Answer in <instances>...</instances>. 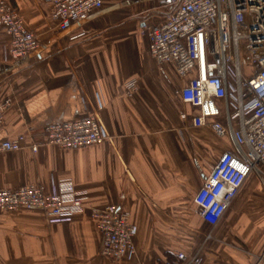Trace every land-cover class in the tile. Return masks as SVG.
Masks as SVG:
<instances>
[{"label": "crops", "instance_id": "crops-1", "mask_svg": "<svg viewBox=\"0 0 264 264\" xmlns=\"http://www.w3.org/2000/svg\"><path fill=\"white\" fill-rule=\"evenodd\" d=\"M4 1L41 46L13 59L0 28V105L11 99L0 139L25 134L41 144L36 152L0 153V188L41 183L50 193L72 179L86 207L54 223L41 211L0 212V264H178L180 251L199 253L201 264H253L264 253V174L248 176L216 226L198 215L196 192L234 145L193 125L197 108L176 93L185 81L151 54L141 29L163 10L153 1L104 0L91 19L61 29L45 0ZM91 114L108 130L106 140L81 148L44 143L48 124ZM108 204L137 227L131 259L101 255L91 209Z\"/></svg>", "mask_w": 264, "mask_h": 264}, {"label": "built area", "instance_id": "built-area-1", "mask_svg": "<svg viewBox=\"0 0 264 264\" xmlns=\"http://www.w3.org/2000/svg\"><path fill=\"white\" fill-rule=\"evenodd\" d=\"M58 26L91 19L104 0H45ZM135 2L139 0H128ZM163 10L159 21L145 22L141 32L160 65L169 64L185 81L176 91L197 108L195 126H210L229 137L233 150L223 151L194 196L196 211L208 225L223 218L239 189L254 172L264 174V0H145ZM0 28L10 36L9 55L16 60L41 46L38 34L27 28L21 14L0 0ZM136 82L126 84L130 93ZM11 104L0 105V132ZM102 106H100L101 108ZM183 117L186 114H182ZM224 119L219 120V119ZM44 143L81 148L109 137L100 118L91 114L44 128ZM25 134L0 139V153L31 148L41 142ZM85 195L72 179H62L48 193L41 183L0 188V212L41 211L50 223L68 222L85 206ZM102 239L101 255L121 262L136 255L137 227L117 204L91 209ZM213 232L209 231L206 239ZM178 264H201L199 253L178 252ZM253 264H264V253Z\"/></svg>", "mask_w": 264, "mask_h": 264}, {"label": "rangeland", "instance_id": "rangeland-1", "mask_svg": "<svg viewBox=\"0 0 264 264\" xmlns=\"http://www.w3.org/2000/svg\"><path fill=\"white\" fill-rule=\"evenodd\" d=\"M152 3H153L156 7H159V6H160V3L157 2V1H153Z\"/></svg>", "mask_w": 264, "mask_h": 264}]
</instances>
